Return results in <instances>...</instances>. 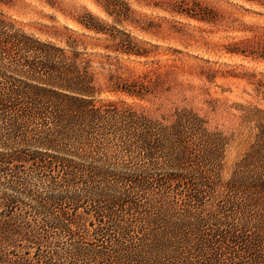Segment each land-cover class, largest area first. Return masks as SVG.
I'll return each mask as SVG.
<instances>
[{
  "label": "trees",
  "instance_id": "trees-1",
  "mask_svg": "<svg viewBox=\"0 0 264 264\" xmlns=\"http://www.w3.org/2000/svg\"><path fill=\"white\" fill-rule=\"evenodd\" d=\"M219 1L264 16V0ZM97 3L105 15L72 16L62 43L0 13V264H264V110L244 115L254 138L223 181L225 137L197 110L121 98H159L181 71L216 79L199 62L132 65L160 41L209 48L203 25H225L226 53L264 58V22L210 0Z\"/></svg>",
  "mask_w": 264,
  "mask_h": 264
},
{
  "label": "rangeland",
  "instance_id": "rangeland-1",
  "mask_svg": "<svg viewBox=\"0 0 264 264\" xmlns=\"http://www.w3.org/2000/svg\"><path fill=\"white\" fill-rule=\"evenodd\" d=\"M130 1L134 7H137L136 0ZM210 1L232 10L245 22H264V16L244 11L219 0ZM85 9L99 16L105 15L97 0L0 1V13L15 21L17 26L39 38L51 39L57 43H62L61 32L65 31V26L80 31L72 16L78 15ZM143 11L157 14V11H151L149 8H143ZM193 23L196 24L192 21L191 24L193 25ZM203 27L207 31L203 32L202 35L211 42L209 48L194 44L185 47L175 39L160 41L159 50L161 54L158 57L146 61L143 59L141 62L132 65L141 68L152 67L151 60L153 59L167 66L179 64L181 60H185L187 63L189 61L199 62L218 70L217 77L213 82L200 79L197 75H192L188 71L187 73L181 71L177 80L172 82L171 91L159 96V98L139 100L124 95L121 98L126 103L146 109L154 117L168 115L176 107H188L197 110L208 120L206 126L209 130L221 132L222 136L225 137L226 143L220 176L223 181H226L254 138L253 123L244 118V115L247 111L254 112V107L264 110V98L257 86L259 80L264 81V58L244 57L226 53L222 45L237 33L227 29L225 25L219 27V30L206 24ZM170 48H178L180 52L173 53ZM189 54L206 59L208 62L201 59H190ZM107 97L116 98V96L106 93L100 96L99 99ZM209 100H213V105L207 102ZM2 188L4 187L0 185V190ZM211 202L208 206L212 204ZM24 208H28V204ZM22 250L19 248L18 253L20 254ZM30 250L32 256L34 248Z\"/></svg>",
  "mask_w": 264,
  "mask_h": 264
}]
</instances>
